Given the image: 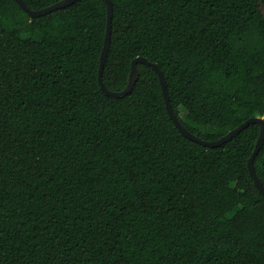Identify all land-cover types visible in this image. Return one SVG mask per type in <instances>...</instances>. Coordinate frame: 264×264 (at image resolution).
I'll return each instance as SVG.
<instances>
[{
    "label": "trees",
    "instance_id": "16d2710c",
    "mask_svg": "<svg viewBox=\"0 0 264 264\" xmlns=\"http://www.w3.org/2000/svg\"><path fill=\"white\" fill-rule=\"evenodd\" d=\"M111 1L108 89L141 56L203 140L264 117V0ZM106 19L103 0H0V264H264L260 125L187 139L143 63L105 95ZM253 165L264 186V143Z\"/></svg>",
    "mask_w": 264,
    "mask_h": 264
},
{
    "label": "water",
    "instance_id": "95a60500",
    "mask_svg": "<svg viewBox=\"0 0 264 264\" xmlns=\"http://www.w3.org/2000/svg\"><path fill=\"white\" fill-rule=\"evenodd\" d=\"M15 1L29 15V17L33 18V17H39L42 15L48 14L54 10L67 7L69 5H72L77 0H59L49 6H46L44 8H40L37 10L30 9L23 0H15ZM103 1L106 5L107 19H106V30H105V35H104V41H103V46H102L100 57H99V67H98V82H99L101 91L105 95L112 96V97H122V96L127 95L128 93L131 92L134 84L136 83L139 77L137 63H143V64L150 65L153 68V70L156 72L158 76L159 84L161 87V91H162V95H163V99L165 103V108L169 115V118L172 120L174 126L179 130V132L187 139L193 142H196L198 144L204 145V146L218 147L224 144L225 142L229 141L233 137H235L241 130H243L245 127L249 126L250 124H253V123L259 124L260 125L259 135L256 140L254 149L250 157L247 160V168L253 180L254 185L260 191V193L264 196V186L261 183L259 177L257 176L254 165H253L254 158L264 143V117H250L244 122H242L240 125H238L236 128L228 131L225 135L221 136L220 138L216 140H203L195 136L194 134H192L190 131H188L182 125V123L180 122L176 114L174 113L173 108L169 101L167 86H166L163 72L158 68L156 63L150 62L146 58L141 57V56H138L132 60L131 69H130L128 79H127V84L123 90L113 91L106 87L105 83L103 82L102 73H103V68H104V64L106 61V57H107V53H108V49L110 45L113 4L111 0H103Z\"/></svg>",
    "mask_w": 264,
    "mask_h": 264
},
{
    "label": "rangeland",
    "instance_id": "374dc122",
    "mask_svg": "<svg viewBox=\"0 0 264 264\" xmlns=\"http://www.w3.org/2000/svg\"><path fill=\"white\" fill-rule=\"evenodd\" d=\"M184 114L182 108H180V115L182 116Z\"/></svg>",
    "mask_w": 264,
    "mask_h": 264
}]
</instances>
